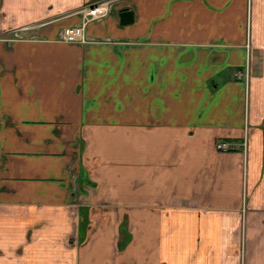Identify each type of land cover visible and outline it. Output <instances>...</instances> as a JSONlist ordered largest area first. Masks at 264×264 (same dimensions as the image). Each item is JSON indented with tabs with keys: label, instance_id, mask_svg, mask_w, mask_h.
I'll use <instances>...</instances> for the list:
<instances>
[{
	"label": "crops",
	"instance_id": "0c3cea01",
	"mask_svg": "<svg viewBox=\"0 0 264 264\" xmlns=\"http://www.w3.org/2000/svg\"><path fill=\"white\" fill-rule=\"evenodd\" d=\"M0 264H264V0H0Z\"/></svg>",
	"mask_w": 264,
	"mask_h": 264
},
{
	"label": "built area",
	"instance_id": "2783aa9c",
	"mask_svg": "<svg viewBox=\"0 0 264 264\" xmlns=\"http://www.w3.org/2000/svg\"><path fill=\"white\" fill-rule=\"evenodd\" d=\"M111 5H112L111 1H103L99 4L92 5L89 8H87V11L84 14V18H87L88 16L89 17L104 16L109 12ZM83 26H84V21L79 26L67 27L65 29L66 38L80 39V40L84 39L85 35L83 32ZM246 74H247L246 72L244 73V71L240 69H236L234 71V75L238 78ZM216 147L223 150H229V149H233L235 146L231 144V142L229 141H218L216 142ZM243 147H245V141L243 142Z\"/></svg>",
	"mask_w": 264,
	"mask_h": 264
},
{
	"label": "water",
	"instance_id": "95a60500",
	"mask_svg": "<svg viewBox=\"0 0 264 264\" xmlns=\"http://www.w3.org/2000/svg\"><path fill=\"white\" fill-rule=\"evenodd\" d=\"M120 22L129 23L132 21V11L128 7H123L119 11Z\"/></svg>",
	"mask_w": 264,
	"mask_h": 264
}]
</instances>
